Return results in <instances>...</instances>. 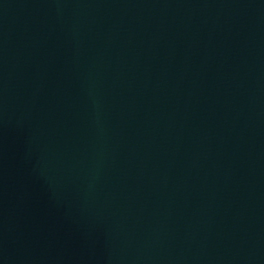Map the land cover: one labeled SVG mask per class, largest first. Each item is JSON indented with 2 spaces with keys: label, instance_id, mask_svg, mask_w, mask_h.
Returning <instances> with one entry per match:
<instances>
[{
  "label": "water",
  "instance_id": "1",
  "mask_svg": "<svg viewBox=\"0 0 264 264\" xmlns=\"http://www.w3.org/2000/svg\"><path fill=\"white\" fill-rule=\"evenodd\" d=\"M0 264H264V0H0Z\"/></svg>",
  "mask_w": 264,
  "mask_h": 264
}]
</instances>
